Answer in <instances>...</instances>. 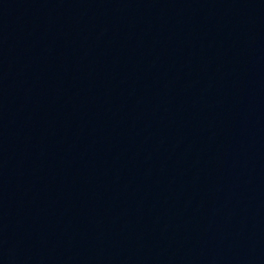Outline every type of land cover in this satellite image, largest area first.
I'll return each mask as SVG.
<instances>
[{
  "label": "water",
  "instance_id": "95a60500",
  "mask_svg": "<svg viewBox=\"0 0 264 264\" xmlns=\"http://www.w3.org/2000/svg\"><path fill=\"white\" fill-rule=\"evenodd\" d=\"M0 264H264V0H0Z\"/></svg>",
  "mask_w": 264,
  "mask_h": 264
}]
</instances>
